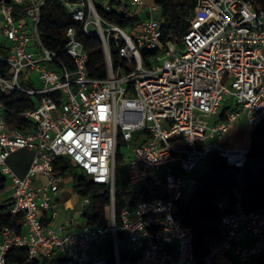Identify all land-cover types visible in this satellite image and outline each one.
<instances>
[{
  "label": "built area",
  "instance_id": "built-area-1",
  "mask_svg": "<svg viewBox=\"0 0 264 264\" xmlns=\"http://www.w3.org/2000/svg\"><path fill=\"white\" fill-rule=\"evenodd\" d=\"M58 1L74 21L65 30L64 47L73 69L59 50L42 41L39 25L46 0H0V34L5 39L0 61L10 66L7 75L0 74L1 93L38 96L37 105L23 112L33 125L22 128L4 119L0 98V171L11 192V215L22 223L20 231L9 225L0 232V264H9L7 255L14 246L60 264H263L264 207L246 210L237 189L219 201L222 236L201 257L192 228L175 218L174 205L193 197L189 179L213 151L231 165L244 166L249 146L222 144L241 117L251 132L264 125V10L248 0H195L189 28L175 41L164 37L157 0L128 27L101 10L141 15L144 0ZM24 3L26 13L16 19L15 8ZM84 34L101 39L108 66L104 79L88 72ZM33 72L39 74L38 86ZM118 140L130 192L119 224ZM20 149L33 152L23 176L9 162ZM60 157L88 180L109 187V226L81 220L90 198L78 192L79 206L60 207L67 182L55 171ZM39 174L46 180L35 185ZM151 184L163 187L166 197H142ZM233 200L234 209L228 212Z\"/></svg>",
  "mask_w": 264,
  "mask_h": 264
},
{
  "label": "trees",
  "instance_id": "trees-1",
  "mask_svg": "<svg viewBox=\"0 0 264 264\" xmlns=\"http://www.w3.org/2000/svg\"><path fill=\"white\" fill-rule=\"evenodd\" d=\"M252 1L257 10H264V0ZM160 5L159 18L163 22L165 39L180 41L182 35L189 28V18L194 17L195 0H157ZM27 4L17 5L15 8L16 19L26 13ZM110 20L123 26H134L140 19V14H131L126 11L124 14L105 12L101 10ZM74 24L71 14L58 0H46L42 8V19L39 25V32L44 45L51 50H59L60 57L65 60L69 68L74 65L65 51L67 37L65 30L68 25ZM86 49L89 52L87 69L90 76L104 79L108 76V66L101 39L97 35L81 36ZM113 59V67L118 66V53L115 43L110 45ZM10 66L0 61V74L7 75ZM0 98L5 103L3 117L13 128L32 126L30 119L23 116V112L37 105L38 96L23 92H14L11 95L1 93ZM233 128V127H232ZM231 128V129H232ZM246 138L249 142V134ZM264 125L251 132V143L246 162L243 167L231 165L219 155L208 160L202 184L193 191V197L188 201L177 202L174 205V216L184 226L191 227L194 232V247L197 256H204L208 252L211 241L222 236L220 227L221 217L224 211L218 206L220 200L237 189L242 198L239 200L248 211L260 210L264 207ZM122 142L118 140L115 168V214L116 221L121 222L122 208L130 195L128 188V166L122 152ZM20 149L13 153L11 157ZM21 157L19 164L23 163ZM13 165V163H12ZM17 167V166H16ZM57 173L64 176H71L74 182V191L81 196L89 197L90 203L83 211V217L87 223L94 226H109L111 223L112 201L110 189L105 184L95 183L87 179L80 169L75 167L68 158L60 157L56 162ZM7 190V179L0 171V232L6 226H15L18 231L22 228L19 219H13L10 208L12 198L3 197ZM142 197H166L165 189L151 184L142 191ZM231 201L226 210L232 211ZM123 234L121 233V236ZM107 253L111 254L110 250ZM9 264H60L59 260L52 257H31L27 248L14 246L7 255Z\"/></svg>",
  "mask_w": 264,
  "mask_h": 264
},
{
  "label": "rangeland",
  "instance_id": "rangeland-1",
  "mask_svg": "<svg viewBox=\"0 0 264 264\" xmlns=\"http://www.w3.org/2000/svg\"><path fill=\"white\" fill-rule=\"evenodd\" d=\"M145 1V7L143 6L142 12H141V16L145 17L146 16V12H147V6L150 5H154L156 3V0H144ZM157 18H159L160 16V12L159 14L156 15ZM4 37L0 34V44L2 42H4ZM32 79L34 81V83L38 86L40 84V78H39V74L38 73H32L31 74ZM247 133L249 134V142L248 145L250 147V143H251V130L249 129V126L246 123V120L244 117H241L240 120H238L233 128L231 129V131L229 132V134H227V136L225 137V139L222 141V144L225 146H236V147H241L247 144ZM261 142L264 143V138L261 139ZM123 150V148H122ZM217 151H213L208 160H210L212 157L217 156ZM208 163V162H207ZM207 163L201 167H199L195 172L192 173L190 179H189V189L190 191L193 193L194 189L199 186L200 184H202L203 180H204V173L205 170L207 168ZM66 188H67V192H65V195L69 196L70 193H74V195L72 196L70 201H67L66 203H62L60 205V207L63 208H67V206L69 205H80L79 201L82 199V197L80 195H78L77 193H75L74 191V182L71 178V176L67 177V182H66ZM11 196V192L9 190H6L3 194V197H9ZM2 202V200L0 199V203ZM86 207H84L83 209H85ZM84 217H81V220H83ZM101 248L100 245L97 246V249Z\"/></svg>",
  "mask_w": 264,
  "mask_h": 264
},
{
  "label": "crops",
  "instance_id": "crops-1",
  "mask_svg": "<svg viewBox=\"0 0 264 264\" xmlns=\"http://www.w3.org/2000/svg\"><path fill=\"white\" fill-rule=\"evenodd\" d=\"M1 113H2V110H1V107H0V115H1ZM250 140H251V138H250ZM32 156H33V152L30 151V150L29 151H19L18 153H16L15 155H13L11 157V163L10 164L12 165V163H13L12 167L18 172L19 175L23 176V175H25V173L27 172V170H28V168L30 166V163H31V160H32ZM21 157H24L23 158V163L19 164L18 161H19V159ZM45 180H46V177L41 175V174H39V175H37V177L35 179V185H40ZM66 190H67V188L65 186L62 189V194H61V199H60L61 204L62 203H66L67 201H70L72 196L74 195V193H70L69 196L65 195V192H67ZM67 207H69V206H67ZM96 255H97V253H96ZM220 260L224 261V258H221Z\"/></svg>",
  "mask_w": 264,
  "mask_h": 264
},
{
  "label": "bare ground",
  "instance_id": "bare-ground-1",
  "mask_svg": "<svg viewBox=\"0 0 264 264\" xmlns=\"http://www.w3.org/2000/svg\"><path fill=\"white\" fill-rule=\"evenodd\" d=\"M234 148H241V147H247V145L241 146V147H236V146H232Z\"/></svg>",
  "mask_w": 264,
  "mask_h": 264
}]
</instances>
